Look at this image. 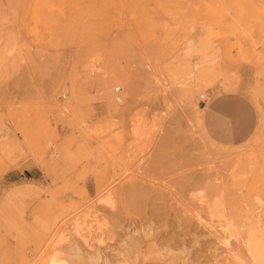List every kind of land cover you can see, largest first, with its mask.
<instances>
[{
  "label": "rangeland",
  "instance_id": "rangeland-1",
  "mask_svg": "<svg viewBox=\"0 0 264 264\" xmlns=\"http://www.w3.org/2000/svg\"><path fill=\"white\" fill-rule=\"evenodd\" d=\"M249 238L264 0H0V264H264Z\"/></svg>",
  "mask_w": 264,
  "mask_h": 264
},
{
  "label": "bare ground",
  "instance_id": "bare-ground-1",
  "mask_svg": "<svg viewBox=\"0 0 264 264\" xmlns=\"http://www.w3.org/2000/svg\"><path fill=\"white\" fill-rule=\"evenodd\" d=\"M176 69V68H175ZM123 80H125V79H123ZM122 80V81H123ZM128 81H130V80H125V81H123L122 82V84L124 85L123 86V88L124 87H126V89H123V91H125L126 90V96H127V93L128 94H130L129 96H133L134 94H135V92H134V94L133 95H131L132 94V90H133V88H132V86L128 83ZM119 82H121L120 80H119ZM131 82V81H130ZM108 87H109V83H108V81H105L104 83H103V90H104V94H103V97H105V98H107V96H108V93H109V91H107V89H108ZM145 104V103H144ZM144 106V105H143ZM146 107V106H145ZM116 108V107H115ZM114 108V109H115ZM153 108V106L151 107V109ZM157 108V107H156ZM155 107L153 108V109H156ZM118 109V108H117ZM143 110V109H142ZM145 110H146V108H145ZM157 110H159V109H157ZM157 110H156V113H157ZM119 111V110H118ZM151 111V110H150ZM153 111H155V110H153ZM144 112V111H143ZM143 114V113H142ZM149 115H150V113H149ZM144 116H145V114H144ZM152 118V117H151ZM150 121V120H149ZM135 122V121H134ZM145 122V121H144ZM152 122V121H151ZM137 124V123H136ZM142 125L144 124V123H141ZM150 124H152V123H150ZM147 125V124H146ZM149 125V124H148ZM134 126H135V124H134ZM140 126V125H139ZM142 128V127H141ZM146 128V127H145ZM148 128V127H147ZM150 129H151V127H150ZM147 130V129H146ZM151 132V131H150ZM149 133V132H148ZM147 133V134H148ZM135 134H137L136 133V131H135ZM140 133H138V135H139ZM149 135V134H148ZM138 137V136H137ZM141 137V136H140ZM143 138V137H142ZM139 140V139H138ZM235 158V157H234ZM132 186V185H131ZM130 186V187H131ZM132 189L134 190V188L132 187ZM132 190V191H133ZM251 230V229H250ZM250 232V231H249ZM249 236V235H248ZM88 238V237H87ZM255 244V243H254ZM253 244V245H254ZM246 245L249 247V253H250V258H251V260H253V262H257L258 261V259H260V261H262V263H263V256L264 255H262V257H259V256H257L256 255V253H255V251H254V247H252V243H251V239L249 238L247 241H246ZM238 257V256H237ZM258 264H260V263H258Z\"/></svg>",
  "mask_w": 264,
  "mask_h": 264
}]
</instances>
